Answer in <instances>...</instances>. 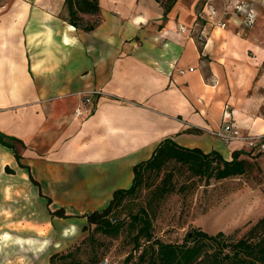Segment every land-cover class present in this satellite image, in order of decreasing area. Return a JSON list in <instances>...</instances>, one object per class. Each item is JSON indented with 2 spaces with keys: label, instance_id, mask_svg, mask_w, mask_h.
<instances>
[{
  "label": "crops",
  "instance_id": "crops-1",
  "mask_svg": "<svg viewBox=\"0 0 264 264\" xmlns=\"http://www.w3.org/2000/svg\"><path fill=\"white\" fill-rule=\"evenodd\" d=\"M64 1L0 0V133L20 156L69 169L86 206L129 187L164 138L229 160L246 148L214 133L226 120L264 132L258 2L246 27L224 13L230 0H175L168 11L157 0H98L85 32L66 21ZM4 148L0 162L14 170Z\"/></svg>",
  "mask_w": 264,
  "mask_h": 264
},
{
  "label": "rangeland",
  "instance_id": "rangeland-1",
  "mask_svg": "<svg viewBox=\"0 0 264 264\" xmlns=\"http://www.w3.org/2000/svg\"><path fill=\"white\" fill-rule=\"evenodd\" d=\"M14 144L22 153L18 144ZM242 145L248 149L246 144ZM4 149L13 159L12 151ZM20 161L28 163L42 193L50 197L51 202L48 205L47 199L39 195L26 169V175H22L13 162L10 165L14 173H8L0 162V264H50L52 254L72 248L89 234L86 219L78 215L94 208L86 206L89 198L74 185L69 169L48 167L46 161L35 162L31 156L21 155ZM166 170L154 177V185ZM173 183L175 189L156 199L154 207L153 233L164 241L181 242L193 227L209 234L222 231L236 238L243 234L247 223L255 222L264 213V179L255 167L242 175L211 178L207 182L204 177L176 169ZM152 195L142 188L134 201L146 203L154 198ZM58 207L73 216L51 217L49 210ZM122 237L111 240L100 264H124L129 246Z\"/></svg>",
  "mask_w": 264,
  "mask_h": 264
},
{
  "label": "trees",
  "instance_id": "trees-1",
  "mask_svg": "<svg viewBox=\"0 0 264 264\" xmlns=\"http://www.w3.org/2000/svg\"><path fill=\"white\" fill-rule=\"evenodd\" d=\"M157 1L168 11L175 0ZM64 5L66 21L75 28L89 32L98 24V19L90 21L83 16L99 12L98 0H65ZM14 141H17L15 137L0 133V144L12 151L20 168L27 169L29 180L38 187L39 195L45 197L49 205L50 197L42 193L29 166L20 163L21 156ZM258 157L259 153L252 150L235 149L231 159L227 160L215 150L204 152L198 147L179 145L169 137L162 139L148 159L133 166L129 187L113 191L104 207L78 215L86 219L89 234L72 248L52 254L49 263L100 264L111 240L123 236L122 241L129 246L124 264H264V213L255 222L247 223L243 234L236 238L222 231L209 234L197 227L188 231L181 242L164 241L153 233L156 199L175 189L174 170H187L204 177L206 182L211 178L219 180L242 175L253 167L262 177ZM163 169H167L164 176L154 185V177H158ZM5 170L14 173L8 165ZM142 188L153 193L154 198L146 203H135V196ZM151 201L153 205H150ZM49 213L57 218L73 216L63 207L49 210Z\"/></svg>",
  "mask_w": 264,
  "mask_h": 264
},
{
  "label": "built area",
  "instance_id": "built-area-1",
  "mask_svg": "<svg viewBox=\"0 0 264 264\" xmlns=\"http://www.w3.org/2000/svg\"><path fill=\"white\" fill-rule=\"evenodd\" d=\"M211 0H206V2ZM258 2L264 9V0H230L224 9L225 14H240L241 23L246 27H251L256 22V15L254 11V3ZM225 23L222 22L221 26ZM86 105V104H85ZM86 109V108H85ZM76 113H81L77 108ZM228 116L227 113H224ZM214 133L226 143H244L248 146V150L253 153H259L257 158L261 175L264 179V132L256 135L243 133L238 127L234 126L230 121L226 120Z\"/></svg>",
  "mask_w": 264,
  "mask_h": 264
},
{
  "label": "bare ground",
  "instance_id": "bare-ground-1",
  "mask_svg": "<svg viewBox=\"0 0 264 264\" xmlns=\"http://www.w3.org/2000/svg\"><path fill=\"white\" fill-rule=\"evenodd\" d=\"M222 214V213H221Z\"/></svg>",
  "mask_w": 264,
  "mask_h": 264
}]
</instances>
